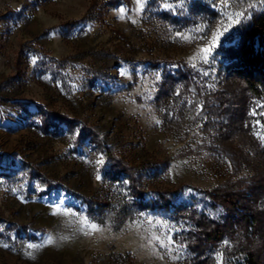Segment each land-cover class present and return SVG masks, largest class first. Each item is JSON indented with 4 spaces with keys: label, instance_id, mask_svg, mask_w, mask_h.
Listing matches in <instances>:
<instances>
[{
    "label": "rangeland",
    "instance_id": "rangeland-1",
    "mask_svg": "<svg viewBox=\"0 0 264 264\" xmlns=\"http://www.w3.org/2000/svg\"><path fill=\"white\" fill-rule=\"evenodd\" d=\"M263 9L0 0V264L242 262L243 225L204 247L194 219L223 222L211 194L255 175L264 217V88L225 51Z\"/></svg>",
    "mask_w": 264,
    "mask_h": 264
},
{
    "label": "trees",
    "instance_id": "trees-1",
    "mask_svg": "<svg viewBox=\"0 0 264 264\" xmlns=\"http://www.w3.org/2000/svg\"><path fill=\"white\" fill-rule=\"evenodd\" d=\"M225 51L229 59L230 72L245 81L249 90L253 92L264 88V9L252 16L250 24L242 30L239 42L228 46ZM58 117L60 120L69 122L62 115ZM112 171L115 175L124 173L130 175V169L121 161L113 162ZM129 178L131 187L136 188L133 176ZM262 179L255 175L251 178L252 183L241 182L229 192L212 193L214 200L225 206L228 214L223 222L206 217H196L194 219V243L212 247L223 238L228 226L230 228L236 226L234 231L239 233L240 225H243L247 237L244 248L246 256L238 264H264V217L261 214H253L259 207L255 187L261 186ZM135 194L141 196L142 192L136 188ZM244 201L251 203L248 207L250 214H238L237 212L236 208L244 205ZM249 219L254 222L255 232H250L248 229Z\"/></svg>",
    "mask_w": 264,
    "mask_h": 264
},
{
    "label": "snow or ice",
    "instance_id": "snow-or-ice-1",
    "mask_svg": "<svg viewBox=\"0 0 264 264\" xmlns=\"http://www.w3.org/2000/svg\"><path fill=\"white\" fill-rule=\"evenodd\" d=\"M204 51H205V52H208V51H210V49H208V48H205V49H204Z\"/></svg>",
    "mask_w": 264,
    "mask_h": 264
}]
</instances>
